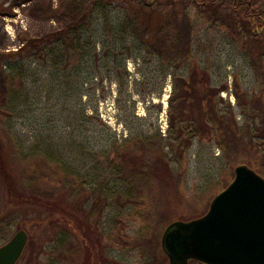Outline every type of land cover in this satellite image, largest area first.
Instances as JSON below:
<instances>
[{"label":"rangeland","instance_id":"rangeland-1","mask_svg":"<svg viewBox=\"0 0 264 264\" xmlns=\"http://www.w3.org/2000/svg\"><path fill=\"white\" fill-rule=\"evenodd\" d=\"M186 7L192 60L241 127L236 157L257 171L264 40L237 34L224 5ZM134 11L129 0H0V246L27 230L17 264H170L161 244L167 225L204 215L235 176L232 157L214 138L190 135L188 124V146L176 145L172 113L189 65L182 50L158 52L149 16ZM49 37L35 52L7 55ZM133 146L173 169L158 171L149 224L120 201L127 184L115 155ZM144 233L145 255L117 239Z\"/></svg>","mask_w":264,"mask_h":264},{"label":"trees","instance_id":"trees-1","mask_svg":"<svg viewBox=\"0 0 264 264\" xmlns=\"http://www.w3.org/2000/svg\"><path fill=\"white\" fill-rule=\"evenodd\" d=\"M188 0H129L134 13L141 18L142 15L149 16L147 20L150 23H145L146 28L153 26L152 36L156 40L158 52L166 48L169 53L179 49L182 50L183 58L188 63V77L187 79L180 78L179 81V96L180 107L174 115L173 125L178 126L177 144L178 146H188L190 137L188 136V127L185 128L184 123L188 124L190 128V135L194 136H208L214 138L219 146L231 158V164L237 166L243 161L236 157L241 150L240 139L242 138L241 127H239L235 116L232 112H224L218 107L216 101L217 94L220 90L209 88L207 81V73L201 68L196 60H192L190 51V38L193 29V21L191 19L186 2ZM196 8L213 7L221 4L229 9L233 22L230 27L233 30L239 31L237 34H244L249 37H254L258 40H264V0H189ZM155 20L152 22V20ZM147 21V22H148ZM68 30L66 32H70ZM64 32H58L55 36L63 37ZM50 38L28 39L27 43L19 51L8 53L9 57L21 55L24 52H35L41 48L43 44L50 41ZM185 39V40H183ZM178 40V42H177ZM186 41L185 44L182 45ZM182 48V49H181ZM41 50V49H40ZM44 51H40V56L44 57ZM171 55V54H170ZM176 111V109H175ZM252 137V136H251ZM235 142L237 144H235ZM138 147V146H137ZM240 147V148H239ZM129 148L115 155L116 162L123 168V174L127 184L124 193L120 194V201L122 205H133L136 207L141 220L148 224L155 217V208L157 206V186L161 176L158 171H172L170 163L163 164L159 161V166L156 167V159L148 155L142 149ZM238 153V154H237ZM244 158V157H243ZM166 169V170H165ZM257 171L264 173L263 162L259 163ZM164 180V179H163ZM164 182V181H163ZM125 184V185H126ZM180 186L175 191L178 193ZM177 201L184 204V196H175ZM180 198V199H178ZM173 207H175L173 205ZM172 207V208H173ZM96 209H98L96 207ZM99 210V209H98ZM96 211V210H95ZM195 214L194 216H196ZM192 215V217H194ZM191 219V217L189 218ZM147 232V231H146ZM148 233H144L127 241L125 236L119 234L117 239L123 245H130L138 247L143 255L146 249L143 245L150 242ZM142 241H138V239ZM30 241L28 242V244ZM63 249V247H62ZM64 252V250H62ZM67 252V251H66ZM61 257H65V252L61 253ZM37 264H40L39 262Z\"/></svg>","mask_w":264,"mask_h":264},{"label":"water","instance_id":"water-1","mask_svg":"<svg viewBox=\"0 0 264 264\" xmlns=\"http://www.w3.org/2000/svg\"><path fill=\"white\" fill-rule=\"evenodd\" d=\"M234 170L204 215L167 225L161 244L170 264H264V176L244 163ZM28 242L18 230L0 246V264H17Z\"/></svg>","mask_w":264,"mask_h":264}]
</instances>
